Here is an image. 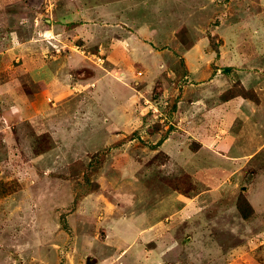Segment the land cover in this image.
I'll use <instances>...</instances> for the list:
<instances>
[{
    "label": "rangeland",
    "instance_id": "obj_1",
    "mask_svg": "<svg viewBox=\"0 0 264 264\" xmlns=\"http://www.w3.org/2000/svg\"><path fill=\"white\" fill-rule=\"evenodd\" d=\"M53 1L0 0V264H264V0ZM53 10L56 45L29 27ZM226 129L262 153L225 159Z\"/></svg>",
    "mask_w": 264,
    "mask_h": 264
},
{
    "label": "crops",
    "instance_id": "obj_2",
    "mask_svg": "<svg viewBox=\"0 0 264 264\" xmlns=\"http://www.w3.org/2000/svg\"><path fill=\"white\" fill-rule=\"evenodd\" d=\"M4 1L6 2L7 0H4ZM45 1L46 0H32L33 4H35L36 6H38L36 8H43L44 5H42V6L40 5L41 7H39V4L42 3V2L44 3ZM58 1L59 0H57V2ZM55 2H56V0H55ZM55 2H54V5H55ZM5 4H7V3H5ZM51 5H52V1H50V4L47 6V8L49 6H51ZM63 10H64V8L62 10L59 9V11H63ZM47 12H49L48 9H47ZM54 12L55 11L53 10L52 13L49 14V17L44 18L45 21L42 20L43 24H42V22H40V20L42 19V17H41L42 14H39V12H37V16L39 15L40 17H37L36 16L35 19L33 20L32 24H31V26H29V25L28 26L31 29H33L32 31L35 34L38 33V32L41 33V35H48V34L51 35L52 34V37L50 38V40L48 38H45V39H48L50 43L56 45V43H53L56 40H54V41H51V40L52 39H56L60 35L63 36L64 34L67 33V31L63 30V26H64L65 23L64 24H61V22L69 23L71 19L67 18L68 17V14L65 15L63 13V18L61 20H59L60 18L57 17V15L55 14L56 12L55 13ZM1 15H2V12H1V9H0V18H1ZM6 22L9 23L7 20H6ZM77 28H79V27H77ZM0 29H3V28L0 27ZM3 35L4 34H1L0 35V38H2ZM7 41H8L7 44H10V45L11 44L12 45L14 44L13 45L14 47H17V46L21 45L20 47L17 48L18 49V52H20L21 50H23L22 49V46L24 45V48L26 50V52L24 51V53H26L27 56H29L31 54V55H33V57H35V56L38 57V58L40 57L39 56L40 51H39L38 45H36L39 42V39H36L33 35H31V37H29L28 39H24V38L21 37L20 34L13 33V35L10 38H8ZM65 45L68 46V44H65ZM42 52H44V50ZM202 52L203 51H202L201 47L196 44L193 48H191L189 51H187L185 53V55L187 57L186 58V63L188 65V71L190 72V74L193 77H195L197 80L202 79V81H204V80L209 79V78L212 79L211 78V76H212L211 74H212V71H213V64H212V61L211 60L214 58V56H213V54L204 56V54ZM188 56H194V60H193V62L191 64L188 61ZM199 56H201V58L203 60L205 58L208 59V63L206 65V68L205 69H199L201 67V65H202L199 62H197V60H196L197 57L199 58ZM228 56L229 55L226 54V58ZM221 65L222 64H219V63L215 62V66L217 67V69L219 70V72H221V71L226 72V70H222L223 68L221 67ZM232 65H234V64H232ZM40 66L43 67V69L48 68L45 62L42 63V64L39 63L37 65V67H40ZM230 66H231V63L228 64V68H230ZM49 71L52 74V79L51 80H54L56 78V72H54L53 70H50V69H49ZM92 71H91L92 72V75L91 76H89V77H87L85 79H82V82H85L86 85H93L92 82H94V80H95V78L97 76L96 69L95 70L93 69ZM203 73L206 74L204 77H203ZM231 74L234 75L235 72H232ZM125 75H126V73H125ZM102 78H105V77H102ZM218 78L219 77H215L213 79V81H217ZM0 92H4V90L3 89L2 90L0 89ZM5 92H7L6 87H5ZM99 95L100 94H96V96H98V97H99ZM35 99H33V100H35ZM242 99H244V98H241L240 96L239 97H235V98H233L231 100H226L224 102V104H228V105L229 104H234L237 107L235 109L236 113L237 114H240L241 111L245 110V106H242V104H240V102H241ZM244 100H246V99H244ZM250 101H252V100H250ZM45 111H46V109L43 112L38 113V114L39 115H46V114H43ZM39 115H34L33 117H37ZM99 115L103 116L102 113L99 114ZM117 115H118V113H117ZM13 117L17 118V116H15V115L12 116V118ZM11 127H12L11 130H8L7 127L2 126L0 128V131H5L6 136L10 137V136L14 135L15 133H17L16 129H22V128H19L17 126H14V124ZM243 129H246V126ZM226 130H227V134L224 135V141L222 143V145H224V150H222V153H223L225 159L240 164L241 162H243V160H246V162L255 161L257 159L258 155H260L262 153L263 148H258V149H255V147H253V148H246L244 146V140L245 139H243V143H242L243 146L242 147L239 145V143L236 144V139H242L243 138L241 131L239 133H237L236 135H234L232 133V130L231 129H226ZM262 132L264 133V130L263 129H262ZM118 133H121V134H118V135H122L123 134V132H118ZM11 138H10V141H11ZM11 146H12V143L10 145V142H9V144H6L4 147L11 148ZM227 152H229V153H227ZM223 163L226 164L225 162H223ZM232 165L235 166L236 164L235 163H232ZM242 169H243V166L240 167V169H238V170H240L238 172L241 173V170ZM232 174L233 173H231V175ZM255 176H258V173H256ZM228 177L231 178L232 176H228ZM208 191H211V190H208ZM251 191H253V190H251ZM188 199H191V201H193V202L195 201V199L193 200L192 198H188ZM255 200L258 201L259 198L256 197ZM210 202L211 201H209V203ZM253 206L255 208V212L258 213L259 212L258 210H260V209H257L255 207V205H253Z\"/></svg>",
    "mask_w": 264,
    "mask_h": 264
},
{
    "label": "trees",
    "instance_id": "obj_3",
    "mask_svg": "<svg viewBox=\"0 0 264 264\" xmlns=\"http://www.w3.org/2000/svg\"><path fill=\"white\" fill-rule=\"evenodd\" d=\"M91 75H92V73H91L90 75L82 76L80 79H85V78H87V77H89V76H91ZM232 87H233V88H232ZM232 87H231L229 90H227V92H225V93L223 94L225 100H231V99H233V98H235V97H239V96L244 97V98H247V97H248V94H249V93L246 92V91L242 88V85L240 84V82L234 84ZM247 93H248V94H247ZM254 93H255V92H254ZM249 95H250V97H249L250 99H253L255 102H258V101H259L258 96H255V98H252V97H251V94H249ZM254 95H256V93H255ZM243 196H244L245 198H242L241 203L238 202L237 204H238L239 207H240V210H241V213H242L243 218H248V217H250L252 214H254V208L251 206V204H250L249 201L247 200L246 195L243 194ZM243 201H244V203H245L250 209H245V208L242 206V202H243ZM251 207H252V208H251ZM252 210H253V212H252Z\"/></svg>",
    "mask_w": 264,
    "mask_h": 264
}]
</instances>
